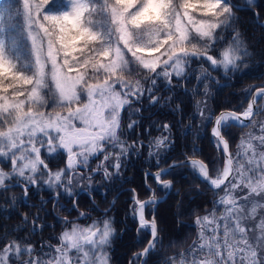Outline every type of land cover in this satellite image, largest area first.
I'll list each match as a JSON object with an SVG mask.
<instances>
[{
    "label": "snow or ice",
    "instance_id": "obj_1",
    "mask_svg": "<svg viewBox=\"0 0 264 264\" xmlns=\"http://www.w3.org/2000/svg\"><path fill=\"white\" fill-rule=\"evenodd\" d=\"M260 7L258 0L243 5L232 0H14L0 7V190L23 186L26 202L30 188L46 189L54 207L63 209L59 200L67 196L79 209L77 187L91 195L95 176L114 181L126 159L141 154L143 140L123 138L139 123L132 119L141 111L135 105L145 99L159 104L155 93L161 87L173 91L174 80L188 82L195 75L193 96L201 83L207 96V82L219 84L213 72L226 81L243 75L241 65L247 67L250 54L235 13ZM253 15L259 21L258 13ZM243 93V111L223 110L214 117L206 101L196 104L206 135L212 124L211 143L222 167L197 158L195 147L184 160L162 167L163 154L172 148V126L157 125L161 134L156 137L148 133V156L156 158L157 170L144 173L145 198L131 189L129 212L137 236L150 238L128 264H149L164 246L155 215L163 197L156 193L171 191L173 181L165 177L179 167L188 168L216 199L211 210L196 215L192 245L163 264H264V120L257 119L264 117V85ZM232 128L249 129L235 152L228 138ZM53 162L63 166L53 169ZM110 210L95 219L89 211L58 219L63 226L54 237L58 243L45 240L39 248L31 239H9L6 232L0 237V264H110L116 235ZM91 211H99L95 201ZM36 219L29 236L42 227ZM22 223L28 224L27 214Z\"/></svg>",
    "mask_w": 264,
    "mask_h": 264
},
{
    "label": "trees",
    "instance_id": "obj_2",
    "mask_svg": "<svg viewBox=\"0 0 264 264\" xmlns=\"http://www.w3.org/2000/svg\"><path fill=\"white\" fill-rule=\"evenodd\" d=\"M232 2L244 4V0H232ZM258 2L262 7L235 13L239 17L236 27L250 54L246 58L247 67L241 65L243 75L237 73L231 81H226L220 73L213 72L212 76L219 80V84L215 80L208 81L207 96L204 95L203 83L199 85V94L193 96L191 89L196 84L195 75L188 82L174 80L173 91L161 87L160 91L155 93L161 98L159 104L151 105L145 99L135 105L141 111L132 119H136L139 123L134 133L126 131L123 138L129 143L137 139L143 140L144 147L141 149V154L139 156L133 154L127 158L120 177L114 181H103L100 175L95 176L91 195L81 192L76 197V200L79 201V209L72 208L71 199L67 196L59 200L63 209L54 207L53 194L46 189L30 188L26 202H23L25 201L23 186L10 187L6 192L0 190V237H3L7 232L9 239L17 237L31 239L37 248L45 240L55 244L58 243V240L54 237H57L63 227L57 222L58 219H63L66 216L69 220L74 219L79 211H89L91 219L97 218L103 214V209L110 207L108 215L112 217L113 227L116 230L110 250V264H128L133 253L141 251L150 237L146 233L137 236L136 222L129 212V205L132 202L131 189L136 188L141 198H145L144 173L156 170V158L148 156V133L155 137L161 134L157 130V125L168 123L172 126V148L163 154L167 162L162 161V167L171 161L184 159L185 154H190L193 147L200 150L197 158L209 162L212 168L221 167L223 158L221 157L217 164L218 154L211 143L212 124L208 125V134L206 135L196 109L197 102L206 101L208 108L214 113V117L220 110L242 111L247 106V101L243 100V90L253 85H264V28L260 27V24L264 23V0H258ZM12 3L14 0H0V7L7 8ZM253 13H258L259 21L254 18ZM193 67L199 70L198 65L194 64ZM225 84L228 86H224ZM168 97H172V99L169 100ZM242 102L243 107H241ZM122 117V125L127 129L128 112L125 111ZM260 118L257 117L258 120ZM246 130L247 128L228 130L231 151H235L242 133ZM50 166L55 169L63 166V162L59 165L53 162ZM165 178L173 181V187L159 203L155 213L164 246L160 248L158 254L150 256L149 264H163L167 257L188 249L196 239L197 230L194 225L196 215L204 214L206 210H210L212 201L216 198L186 167L176 168L171 175ZM152 186L156 187L154 183ZM76 191H79V187L76 188ZM156 194L161 197L164 191L158 189ZM93 201L98 205L99 211H91ZM24 214L28 216L27 225L22 223ZM34 217H37L36 225L42 227H38L35 235L29 236V229L33 225ZM89 221L90 219H82L80 223L86 224ZM138 239L141 241L140 243L137 242Z\"/></svg>",
    "mask_w": 264,
    "mask_h": 264
},
{
    "label": "rangeland",
    "instance_id": "obj_3",
    "mask_svg": "<svg viewBox=\"0 0 264 264\" xmlns=\"http://www.w3.org/2000/svg\"><path fill=\"white\" fill-rule=\"evenodd\" d=\"M236 4H238V3H236ZM259 120H264V117H261ZM249 131V129H247L245 132H248ZM160 134H158V135H156V136H159ZM155 136V137H156ZM235 151H236V149H235ZM234 151V152H235ZM102 158V157H101ZM171 162H173V161H171ZM170 162V163H171ZM97 163V161H93V167H95V164ZM222 165H223V163H222ZM222 165H221V167H222ZM62 167V166H61ZM166 196V195H165ZM23 199H25V197H23ZM164 199V198H163ZM216 199V198H215ZM211 210V209H210ZM103 211V210H102ZM201 215H203V214H201ZM72 219V218H71ZM92 219H95V218H92ZM88 223H91V219H90V221L88 222ZM88 223H86V224H88ZM197 230V229H196ZM62 231V230H61ZM60 231V232H61ZM59 236V234L57 235V237ZM56 244V243H55ZM142 250V249H141Z\"/></svg>",
    "mask_w": 264,
    "mask_h": 264
},
{
    "label": "water",
    "instance_id": "obj_4",
    "mask_svg": "<svg viewBox=\"0 0 264 264\" xmlns=\"http://www.w3.org/2000/svg\"><path fill=\"white\" fill-rule=\"evenodd\" d=\"M221 111H223V110L218 111L216 115H218ZM184 159H185V158H184ZM184 159H181V160H178V161H182V160H184ZM171 163H172V162H171ZM171 163H169V164H171ZM169 164H168V165H169ZM168 165H166V166H164V167H167ZM156 170H157V169H156ZM156 170H154V171H156ZM154 171H152V172H154ZM80 192H82V191H78V193H80ZM165 195H166V194L164 193V194L162 195V197L164 198ZM76 197H77V196H76ZM76 197H75V198H76ZM150 218H151V217H150ZM149 238H150V237H149ZM149 238H148V239H149ZM146 244H147V242L145 243V245H146ZM145 245H144V246H145Z\"/></svg>",
    "mask_w": 264,
    "mask_h": 264
},
{
    "label": "flooded vegetation",
    "instance_id": "obj_5",
    "mask_svg": "<svg viewBox=\"0 0 264 264\" xmlns=\"http://www.w3.org/2000/svg\"><path fill=\"white\" fill-rule=\"evenodd\" d=\"M87 194V193H86ZM104 210V209H103Z\"/></svg>",
    "mask_w": 264,
    "mask_h": 264
}]
</instances>
